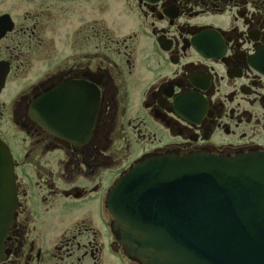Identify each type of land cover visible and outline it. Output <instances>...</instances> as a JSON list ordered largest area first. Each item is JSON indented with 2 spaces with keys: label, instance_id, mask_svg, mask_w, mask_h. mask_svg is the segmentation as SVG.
<instances>
[{
  "label": "flooded vegetation",
  "instance_id": "1",
  "mask_svg": "<svg viewBox=\"0 0 264 264\" xmlns=\"http://www.w3.org/2000/svg\"><path fill=\"white\" fill-rule=\"evenodd\" d=\"M0 140V264H137L106 195L138 159L264 152V0H0Z\"/></svg>",
  "mask_w": 264,
  "mask_h": 264
},
{
  "label": "water",
  "instance_id": "2",
  "mask_svg": "<svg viewBox=\"0 0 264 264\" xmlns=\"http://www.w3.org/2000/svg\"><path fill=\"white\" fill-rule=\"evenodd\" d=\"M15 207L0 141V259ZM106 207L137 264H264V152L144 156L115 180Z\"/></svg>",
  "mask_w": 264,
  "mask_h": 264
},
{
  "label": "rangeland",
  "instance_id": "3",
  "mask_svg": "<svg viewBox=\"0 0 264 264\" xmlns=\"http://www.w3.org/2000/svg\"><path fill=\"white\" fill-rule=\"evenodd\" d=\"M128 88H132L133 91L135 90V88H140L141 87V82L137 81L135 83H133L132 81L128 82Z\"/></svg>",
  "mask_w": 264,
  "mask_h": 264
}]
</instances>
